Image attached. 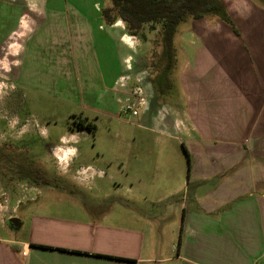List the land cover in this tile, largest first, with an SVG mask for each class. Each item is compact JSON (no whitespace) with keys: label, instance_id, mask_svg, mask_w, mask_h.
Wrapping results in <instances>:
<instances>
[{"label":"crops","instance_id":"1","mask_svg":"<svg viewBox=\"0 0 264 264\" xmlns=\"http://www.w3.org/2000/svg\"><path fill=\"white\" fill-rule=\"evenodd\" d=\"M41 1L17 61L21 85L62 88L86 103L116 87L130 98L120 84L122 66L138 41L122 21L106 25L98 16L104 0H57L52 8ZM12 2L0 0V42L21 16L20 4ZM221 2L237 35L221 22L210 33L188 35L193 47H175V59H185L181 83L195 113L182 128V109L172 111L175 130L183 129L193 148L187 174L181 164H152L141 184L148 191L121 186L114 211L85 218L37 212L23 239L11 232L25 222L19 218L10 227L15 213L0 205V264H264V0ZM150 120L160 130L161 118ZM78 131L86 130L73 135ZM70 149L72 183L97 187L95 179L105 174L75 167L79 150ZM83 174L87 180L78 177ZM134 175L139 184L145 179ZM129 202L139 215L123 209Z\"/></svg>","mask_w":264,"mask_h":264},{"label":"rangeland","instance_id":"2","mask_svg":"<svg viewBox=\"0 0 264 264\" xmlns=\"http://www.w3.org/2000/svg\"><path fill=\"white\" fill-rule=\"evenodd\" d=\"M11 1L20 4L21 16L18 24L11 27L10 36L0 42V123L5 124L4 129L0 127V205L5 213H15L17 219L25 222L23 228L12 230V238H26L31 216L37 212L68 213L85 218L90 213L95 217L114 211L115 200L122 199L124 194L121 186L128 188L132 183L134 188L148 191V187L141 184L146 181L145 175L152 164H181L187 172L188 163L194 157L191 154L193 148L184 139L183 129L182 132L181 129L175 130L173 118L176 115L172 114L176 111L180 115L182 109V128L189 124L185 117L195 120L192 106L188 107L189 95L182 84L185 59L178 54L173 67L166 69L159 42V25H144V39H135L139 46L128 53L130 57L122 66L125 70L120 84L131 90L129 96L133 101L137 100L133 92L139 87L146 101L144 110L140 108L133 116L131 112H123L126 104L118 87L104 93L103 97L90 95L89 103L78 100L73 93L62 88L56 91L24 88L18 80L17 61L21 46L32 30L30 19L35 18L40 10L41 0ZM47 2L49 7L57 0ZM108 5L109 1L104 0V6ZM91 14L97 15L93 10ZM221 25L215 18L190 19L179 26L174 47L180 45L182 50L193 47L188 35L210 33ZM124 31L126 33L125 26ZM189 70L193 71L192 68ZM187 77L193 80L194 76L189 74ZM179 115L177 117L181 118ZM85 117L94 125L93 131H78L73 135L78 129L76 124ZM160 118L159 130L153 127L150 119ZM34 134L38 136L36 144L30 138ZM61 136L64 137L61 138L63 143L59 142ZM20 143L25 145L21 152L14 148ZM4 145L9 149H3ZM71 146H76L80 154L74 162L75 167L91 165L105 174L104 179H95L97 187L76 186L70 180L73 176L69 166ZM8 157H11L10 165L6 162ZM32 168L46 178L47 186L41 179L36 182L16 180L18 171ZM135 172L145 178L140 184ZM78 177L87 180L88 174ZM123 209L136 215L140 213L135 208L132 210L131 202L129 206L123 204Z\"/></svg>","mask_w":264,"mask_h":264},{"label":"trees","instance_id":"3","mask_svg":"<svg viewBox=\"0 0 264 264\" xmlns=\"http://www.w3.org/2000/svg\"><path fill=\"white\" fill-rule=\"evenodd\" d=\"M109 5L103 7L100 16L106 25L116 20L124 23L126 34L144 39V25H159V42L161 53L166 60V69L173 67L175 62L174 39L180 25L186 21L203 18H215L228 26L234 34L238 31L226 11L221 0H108ZM78 130L93 131L94 125L89 122L76 124ZM38 179L48 185L46 178L38 175Z\"/></svg>","mask_w":264,"mask_h":264},{"label":"flooded vegetation","instance_id":"4","mask_svg":"<svg viewBox=\"0 0 264 264\" xmlns=\"http://www.w3.org/2000/svg\"><path fill=\"white\" fill-rule=\"evenodd\" d=\"M1 123H0V127H2V129H4L5 128V124L4 123L1 124ZM30 138H33V140L35 141V144L37 143L38 136L36 134L31 135ZM14 148L18 149V151L21 152L22 149H25V145H22L20 143L19 147H14ZM3 149L7 150V149H9V146L5 147V145H4ZM6 162L10 165L12 163L11 157L6 158ZM25 171L23 172L22 169H21V171H18V174H17L18 176L17 175L15 176L16 180H18V181L36 182V179L38 178V175H39L38 170L32 168L30 170L28 169V170H25Z\"/></svg>","mask_w":264,"mask_h":264},{"label":"built area","instance_id":"5","mask_svg":"<svg viewBox=\"0 0 264 264\" xmlns=\"http://www.w3.org/2000/svg\"><path fill=\"white\" fill-rule=\"evenodd\" d=\"M133 94L137 97V100L136 101H133L131 98L126 99L125 100L126 106H125L123 112L126 113L128 111V112H131V114L133 116H136L137 115V111L140 108H142V110H143V108L145 107V102L146 101H144L145 97L144 96L143 97L141 96L142 91H141V89L139 87H137L134 90Z\"/></svg>","mask_w":264,"mask_h":264},{"label":"water","instance_id":"6","mask_svg":"<svg viewBox=\"0 0 264 264\" xmlns=\"http://www.w3.org/2000/svg\"><path fill=\"white\" fill-rule=\"evenodd\" d=\"M18 219L16 218H11L7 221V224L10 226V227H17L18 226Z\"/></svg>","mask_w":264,"mask_h":264}]
</instances>
